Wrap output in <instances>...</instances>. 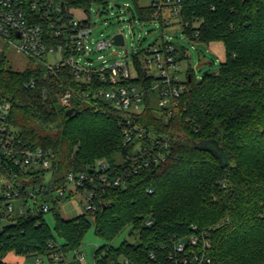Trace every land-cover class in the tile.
<instances>
[{
  "label": "trees",
  "instance_id": "1",
  "mask_svg": "<svg viewBox=\"0 0 264 264\" xmlns=\"http://www.w3.org/2000/svg\"><path fill=\"white\" fill-rule=\"evenodd\" d=\"M182 2L187 37L207 46L221 43L225 61L201 82L188 69V90L168 117L159 115L153 94L146 96L143 112L132 119L147 135L162 137L169 152L166 161L136 173L135 143L125 142L119 110L102 100L74 99L64 106L59 95L78 88L70 71L51 74L30 60V67L18 72L0 58V95L11 103L10 124L27 146L54 153L47 172L55 189L66 188L68 173L88 172L101 160L109 164L110 178H124L123 185L97 192V211L76 222L53 208L58 200L42 198L53 203L50 212L65 255L80 251L93 220L96 235L106 243L94 254L102 264L122 258L174 264L178 243L204 253L190 245L192 234L200 232L211 244L205 252L210 263L203 264H264V0ZM139 15L141 21L151 20L153 12ZM142 57L143 52L134 58L136 83L148 87ZM30 81L35 86L25 87ZM72 108L80 114L68 117ZM40 221L26 217L2 229L0 264H8L10 253L50 258V243H59L44 217ZM127 228L135 242L113 248Z\"/></svg>",
  "mask_w": 264,
  "mask_h": 264
},
{
  "label": "built area",
  "instance_id": "2",
  "mask_svg": "<svg viewBox=\"0 0 264 264\" xmlns=\"http://www.w3.org/2000/svg\"><path fill=\"white\" fill-rule=\"evenodd\" d=\"M122 1L125 0H0V39L19 54L43 65L51 74L66 70L71 72L78 82V88L59 95L64 106L69 107L74 99L102 100L119 110L124 116L120 126L125 142L135 143V158L138 159L134 167L136 173L164 162L168 157V143L162 137L147 135L144 127L132 117L143 112L148 94L155 96L161 116L168 117L177 106L180 96L188 90L187 79H180L179 51L170 40L162 38L163 42L155 44L151 49H137L131 63L127 60L110 63L104 56H100L98 60L101 64L94 67L91 54L106 50L113 45L116 35L124 37V34L119 32L93 43L90 36L94 26L89 13L95 6L112 10L125 7L131 11L135 20L137 16L141 18L140 13L151 10L152 19L144 23H159L162 28L180 25L183 33L188 23L183 20L182 0H149L147 4L141 3L142 0H129L135 4V10H131L127 2L122 5ZM93 44L95 49L91 48ZM142 52L141 62L146 79H151L148 87L136 83L139 74L134 58ZM49 56H57L59 59L51 63ZM34 86V81L25 84L28 88ZM10 117L11 103L0 95V232L5 227L1 225L3 221L11 224L31 217L40 223V217H44L51 209L49 202L42 198L52 201L63 199L67 196L65 189L68 191L69 186L76 191L83 188L81 193L87 192L89 202L86 210L96 212L97 192L103 191L109 184H124L121 176H108L109 164L101 160L91 170L92 173H68L65 177L66 188L55 189L52 175L47 172L52 167L54 153L40 147L27 146L10 124ZM143 142L149 143V148ZM37 177H40L38 181ZM126 177H129V173ZM151 224V221L147 222V225ZM190 245L192 248L200 247L204 253L199 254L195 250L189 252L185 244L178 243L171 256L174 264H203L205 260L210 263V259L205 258V252L211 248L205 232L192 234ZM49 247L50 258L59 264H82L84 256L80 251L75 252L73 262L67 263L60 244L52 242ZM37 262H40L39 259ZM116 264L133 263L122 258Z\"/></svg>",
  "mask_w": 264,
  "mask_h": 264
},
{
  "label": "rangeland",
  "instance_id": "3",
  "mask_svg": "<svg viewBox=\"0 0 264 264\" xmlns=\"http://www.w3.org/2000/svg\"><path fill=\"white\" fill-rule=\"evenodd\" d=\"M129 3L131 10H135V4L132 1L125 0L121 4ZM149 0H142L141 3L147 4ZM90 20L93 24V34L90 40L93 43L104 40L119 32L124 34L125 44L123 46H110L104 51H96L91 54L90 58L93 66L101 64L98 57L104 56V59L110 63L116 60H127L131 63L132 56L137 49L145 51L151 49L155 44H161L162 38L170 40L178 49L179 64L181 66L180 79L185 81L188 76V69L194 73L196 81H201L206 72L218 73L221 64L225 61V50L221 43H214L207 46L203 43L191 40L182 32L181 26L175 28H162L159 23H144L138 16L134 20L130 10L123 7L122 9H111L104 6H95L89 13ZM95 49V45H91ZM0 58H4L5 66L13 71L23 72L30 67V60L23 54H19L12 46L0 39ZM58 57L49 56V61L53 63ZM59 59V58H58ZM87 65V64H86ZM156 103V99H155ZM51 177V176H50ZM66 197L59 199L56 208L60 216L69 221L76 222L82 215H87L86 207L89 204L87 192L81 193L68 187ZM17 203H15L16 205ZM52 207V202L49 201ZM16 212H14L15 214ZM44 219L55 235L57 242L61 245L63 241L55 232V218L52 212L44 215ZM92 225L84 235L80 253L84 256L82 264H102L96 262L94 258L95 251L105 245L95 233L93 220ZM8 221L1 223L2 227L7 226ZM130 228L124 230L112 243L115 249L119 248L123 242L134 243L135 238L130 235ZM39 259V263L37 260ZM75 260V252L71 251L66 254V262L71 263ZM8 264H59L51 261L47 256H16L10 253L5 260Z\"/></svg>",
  "mask_w": 264,
  "mask_h": 264
},
{
  "label": "water",
  "instance_id": "4",
  "mask_svg": "<svg viewBox=\"0 0 264 264\" xmlns=\"http://www.w3.org/2000/svg\"><path fill=\"white\" fill-rule=\"evenodd\" d=\"M125 44V41H124V37H123V35H116L115 37H114V41H113V45L114 46H123ZM188 80H189V82H191V76L189 75V77H188ZM201 82V81H200ZM80 114V111L79 110H76V109H74V108H72V109H69L67 112H66V115L68 116V117H74V116H77V115H79ZM89 173H92V171L90 170L89 171Z\"/></svg>",
  "mask_w": 264,
  "mask_h": 264
}]
</instances>
